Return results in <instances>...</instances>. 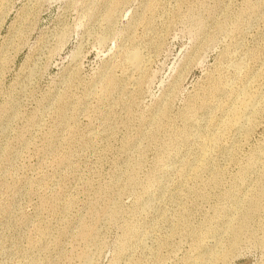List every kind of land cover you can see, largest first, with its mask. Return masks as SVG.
I'll use <instances>...</instances> for the list:
<instances>
[{"label":"rangeland","instance_id":"rangeland-1","mask_svg":"<svg viewBox=\"0 0 264 264\" xmlns=\"http://www.w3.org/2000/svg\"><path fill=\"white\" fill-rule=\"evenodd\" d=\"M0 264H264V0H0Z\"/></svg>","mask_w":264,"mask_h":264},{"label":"bare ground","instance_id":"bare-ground-1","mask_svg":"<svg viewBox=\"0 0 264 264\" xmlns=\"http://www.w3.org/2000/svg\"><path fill=\"white\" fill-rule=\"evenodd\" d=\"M133 62H134V64H135V63H136V64H139V63H138L139 61H138L137 57H134V58H133ZM136 66H137V65H136Z\"/></svg>","mask_w":264,"mask_h":264}]
</instances>
